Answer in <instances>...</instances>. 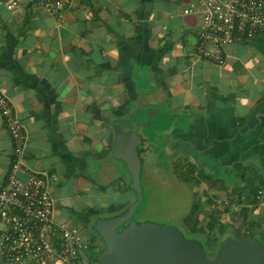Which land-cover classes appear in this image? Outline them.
<instances>
[{
    "label": "crops",
    "instance_id": "1",
    "mask_svg": "<svg viewBox=\"0 0 264 264\" xmlns=\"http://www.w3.org/2000/svg\"><path fill=\"white\" fill-rule=\"evenodd\" d=\"M36 1L0 4V91L27 133L18 175L48 174L58 219L66 210L83 225L135 200L113 150L116 124L130 131L141 106L172 121L156 158H183L178 172L196 164L201 218H216L227 200L209 248L264 236V30L225 45L219 63L199 49L200 17L184 12L191 0H69L55 11ZM139 132L147 172L154 142ZM14 156L0 112V187ZM199 158H214L223 174Z\"/></svg>",
    "mask_w": 264,
    "mask_h": 264
},
{
    "label": "built area",
    "instance_id": "2",
    "mask_svg": "<svg viewBox=\"0 0 264 264\" xmlns=\"http://www.w3.org/2000/svg\"><path fill=\"white\" fill-rule=\"evenodd\" d=\"M69 0H37L50 10ZM8 8L19 0H0ZM185 13L200 17L199 49L219 63L224 46L254 38L264 30V0H191ZM0 112L10 130L14 158L8 179L0 187V264H95L87 255L81 228L56 216V199L48 174L18 175L25 167V125L11 100L0 91ZM255 196V195H253ZM227 200H219L221 203Z\"/></svg>",
    "mask_w": 264,
    "mask_h": 264
},
{
    "label": "water",
    "instance_id": "3",
    "mask_svg": "<svg viewBox=\"0 0 264 264\" xmlns=\"http://www.w3.org/2000/svg\"><path fill=\"white\" fill-rule=\"evenodd\" d=\"M138 125H133L131 131H125L121 124L115 126L113 152L131 169L132 186L139 185L142 169L138 147L142 135ZM137 204L135 200L122 213L96 220L95 230L104 246L100 250L85 246L92 261L99 264H264V240L259 237L228 236L210 256L199 238L186 236L174 224L135 220L119 229Z\"/></svg>",
    "mask_w": 264,
    "mask_h": 264
},
{
    "label": "rangeland",
    "instance_id": "4",
    "mask_svg": "<svg viewBox=\"0 0 264 264\" xmlns=\"http://www.w3.org/2000/svg\"><path fill=\"white\" fill-rule=\"evenodd\" d=\"M157 107H162V105L157 104ZM140 110L142 112L140 116L138 113L139 109L136 110V113L134 115V117L136 116V119L139 116L140 121H135L133 125L139 124L138 132L143 131L144 135L148 137L149 141L154 142L152 147V151L154 152V154L152 155L153 158H145V166L147 172L145 171V167L142 164V169L140 172V182L138 186H132L134 180L132 177V171L127 166V162L123 158H114L115 162H119L122 165L124 164V170L132 177L131 182L129 183V187L132 193L135 195V200L138 202L134 213L127 219V222L137 220L140 222L154 221L158 223H169L180 227L184 234L188 237L201 236L195 232H192L191 229L185 227V225L182 223L184 220V215L188 212L193 202V188L195 187L197 188V190L199 189V187H197L198 181L192 180L189 182H185L179 178L178 171L173 165L178 161L183 164V158H175L174 160H172L171 164V158H166L164 155L161 156V158H156L158 156L157 153L160 152L159 150L163 149V144L167 143L163 140V136L169 134L172 121L169 119L168 115H164L163 113L159 115L158 112H156L155 108H152V110L155 111L154 114H151L153 120H149V115L152 110L143 109L141 108V106ZM144 123L146 124L143 125ZM199 159L206 160V165H209V167L213 171L218 173L221 172L223 174L222 164H217L216 162H214V158ZM216 165L218 167H216ZM114 183L117 184L116 181ZM203 187L204 186L200 187V189ZM124 196L126 199L127 194L121 195L120 198L123 199ZM81 198L85 201H88V204L91 205L96 200H94L93 198L92 200L87 199V196H85L84 194L81 196ZM227 204V202L223 203V201L219 204L222 208L221 211H223L224 206ZM129 205L125 206L123 208V211L127 210L129 208ZM58 214H60L59 217H62L63 219H65V221H67L68 218L74 219V223H76L81 228L83 239L86 243L93 246L98 243V239L93 241L92 236L96 231L94 224L99 217L97 218V216H92L87 222L82 225V220L78 219L77 214L75 213H70L66 210H62L60 212L59 210ZM107 214L108 213L105 212L101 213L98 216L104 217L108 216ZM90 248L92 247L89 246V249ZM209 253L211 254H209L210 256H213L215 254V251H210Z\"/></svg>",
    "mask_w": 264,
    "mask_h": 264
},
{
    "label": "trees",
    "instance_id": "5",
    "mask_svg": "<svg viewBox=\"0 0 264 264\" xmlns=\"http://www.w3.org/2000/svg\"><path fill=\"white\" fill-rule=\"evenodd\" d=\"M216 167H217V165H216ZM196 171H197L196 164H191V165H189V168H187V170L183 169V170L178 172L179 178L185 182L192 181L193 179H195L197 177ZM193 194H194L193 202L191 204L190 209L185 214V223H186L187 227L192 230V232H195L199 235L200 234L204 235L206 237V241L203 240L202 242H203L205 249H206L208 254H210L209 253L210 251H215V253H216L218 251L220 244L217 247V249L214 247V250H211V248H209V246H208L209 245L208 243L211 242V244H212L213 233L217 229V226H218L217 223H218V219H219L221 210L215 209V211H213V213H215L217 215L216 218H208L206 220H203L201 218V213L203 211V202L200 200L201 195L198 193L197 190H193ZM223 210H226V208H224ZM122 212H123V210H122ZM117 213H121V211H119ZM194 237L201 238L200 236H194ZM241 237H244V236H241ZM252 237H257V236L255 235ZM258 237L264 240L263 235H258ZM93 262L95 264H99L98 262H95V261H93Z\"/></svg>",
    "mask_w": 264,
    "mask_h": 264
},
{
    "label": "flooded vegetation",
    "instance_id": "6",
    "mask_svg": "<svg viewBox=\"0 0 264 264\" xmlns=\"http://www.w3.org/2000/svg\"><path fill=\"white\" fill-rule=\"evenodd\" d=\"M128 222L125 221L124 224L122 226L119 227V229H121L124 225H126ZM88 224V223H87ZM96 239H98V243L96 245H90L87 243L88 246H91L93 249H96V250H100L103 248L104 246V243L101 239V236L99 233H97L96 231L93 233V236H92V240L95 241Z\"/></svg>",
    "mask_w": 264,
    "mask_h": 264
}]
</instances>
